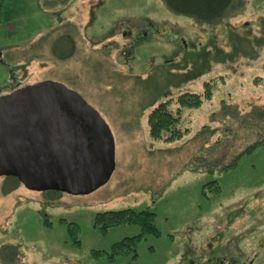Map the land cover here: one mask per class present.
Returning <instances> with one entry per match:
<instances>
[{
	"label": "rangeland",
	"instance_id": "374dc122",
	"mask_svg": "<svg viewBox=\"0 0 264 264\" xmlns=\"http://www.w3.org/2000/svg\"><path fill=\"white\" fill-rule=\"evenodd\" d=\"M128 29L131 37L123 33ZM65 32L76 40L70 59L52 52ZM46 81L74 90L105 120L116 168L88 195L31 191L0 177V264H188L215 257L264 264V144L222 172L264 141V0H232L211 24L176 15L162 0H0V95ZM186 93L202 95L198 106L182 110L181 128L189 132L154 139L151 111L163 102L175 111ZM212 180L222 191L207 201L201 189ZM127 208L155 212L162 237L148 236L136 260L95 261L92 250L108 251L139 233L126 226L102 235L93 228L95 215ZM61 218L79 225L80 248L65 243Z\"/></svg>",
	"mask_w": 264,
	"mask_h": 264
},
{
	"label": "water",
	"instance_id": "95a60500",
	"mask_svg": "<svg viewBox=\"0 0 264 264\" xmlns=\"http://www.w3.org/2000/svg\"><path fill=\"white\" fill-rule=\"evenodd\" d=\"M115 168L109 126L74 90L46 81L0 95V177L31 191L88 195Z\"/></svg>",
	"mask_w": 264,
	"mask_h": 264
},
{
	"label": "trees",
	"instance_id": "16d2710c",
	"mask_svg": "<svg viewBox=\"0 0 264 264\" xmlns=\"http://www.w3.org/2000/svg\"><path fill=\"white\" fill-rule=\"evenodd\" d=\"M169 11L176 15H182L193 18L197 21L211 24L220 19L223 14L230 8L232 0H162ZM208 84V88H209ZM205 99L212 96L210 90H206L203 94ZM202 101V95L197 93L181 94L177 100V108L175 111L169 109V102H163L157 105L149 114L148 122L150 127V135L154 139L164 141H174L182 138L189 132V128H181L182 110L188 106H198ZM264 141L258 140L249 145L235 160L227 167L222 169L223 173H228L238 167L241 158L259 148ZM9 177L8 179H10ZM18 182L16 178H11ZM208 191H214L215 195L209 196ZM222 189L217 180L206 182L202 186L201 194L208 200H215L216 195L221 193ZM48 194H61L56 191H48ZM156 213L146 208L140 211L127 208L119 211H105L97 213L93 220V228L102 235L108 234L112 229L126 226H136L139 233L114 243L110 250H92L91 257L95 261L105 259L110 263H114L118 258H127L136 260L138 257L137 248L144 242L148 236L156 239L162 237V233L157 227ZM59 222L65 224V233L67 238L65 243L80 248L82 243L80 239L81 230L75 222L67 221L64 218ZM45 223V222H44ZM45 226L52 229V222L47 221Z\"/></svg>",
	"mask_w": 264,
	"mask_h": 264
},
{
	"label": "flooded vegetation",
	"instance_id": "af4514ba",
	"mask_svg": "<svg viewBox=\"0 0 264 264\" xmlns=\"http://www.w3.org/2000/svg\"><path fill=\"white\" fill-rule=\"evenodd\" d=\"M59 1L62 0H57V4ZM53 3V2H52ZM62 3V2H61ZM63 24V23H62ZM124 35L131 37L132 33L130 32V29L124 30ZM57 43L55 42L54 49L52 50L53 55L57 56L62 59H70L74 57L76 54V40L73 35H71L69 32H65L61 35V38L56 39ZM239 264L237 260L235 261H230L226 264ZM188 264H222V261L215 258L208 259L204 263H188Z\"/></svg>",
	"mask_w": 264,
	"mask_h": 264
}]
</instances>
